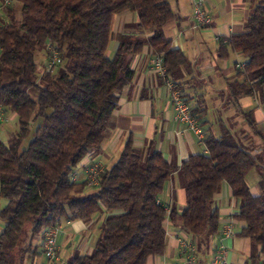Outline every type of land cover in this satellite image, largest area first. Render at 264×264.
Here are the masks:
<instances>
[{"label":"trees","instance_id":"trees-1","mask_svg":"<svg viewBox=\"0 0 264 264\" xmlns=\"http://www.w3.org/2000/svg\"><path fill=\"white\" fill-rule=\"evenodd\" d=\"M252 6L242 32L219 39L217 56L230 52L244 57L222 94L225 118L214 117L218 134L207 132L205 153L188 156L176 166L153 143L136 147L125 142L114 164L101 172L93 191L76 181L73 171L105 139L118 93L134 77L130 63L145 46L160 54L175 89L182 69L190 72L185 54L171 45L163 31L175 17L169 0H11L0 15V105L18 120L15 141L0 139V264H13L25 225L43 239L45 230L62 220L89 219L103 203L109 212L99 226L90 254L76 253L63 264H146L166 246L164 221L180 223L198 238V250L208 248L219 231L215 194L225 183L239 201L234 217L253 251L264 254V124L240 99L264 104V0ZM16 5V7L14 6ZM19 11V14H18ZM123 11L138 15L136 32L123 33L111 56L107 47L112 18ZM51 45L67 68L38 71L35 52ZM236 64V62H235ZM177 86V87H176ZM188 103L190 98L182 96ZM192 98V97H191ZM190 107L199 126L210 121L204 97ZM189 104V103H188ZM190 106V105H189ZM229 109L239 120H232ZM242 122L243 125H239ZM37 123L25 148L21 143ZM183 176L185 205L179 212L158 201L175 170ZM256 170L261 194L246 182ZM254 258V253L252 255Z\"/></svg>","mask_w":264,"mask_h":264},{"label":"crops","instance_id":"crops-1","mask_svg":"<svg viewBox=\"0 0 264 264\" xmlns=\"http://www.w3.org/2000/svg\"><path fill=\"white\" fill-rule=\"evenodd\" d=\"M169 1L175 17L164 25V35L171 41L172 47L180 49L185 54L192 68L190 72L185 69L181 70L182 74L177 80L181 86H176V90L180 95L186 96L187 99L190 98L188 100L190 107L200 102L199 95H202L207 105L208 116L210 106L207 98L218 99L215 104L224 107L221 97L227 89V81L235 74V62L242 61L238 57L241 55L234 52H230L226 60L219 59L217 56L219 39L243 31L244 23L250 12L249 2L247 0H205L204 7L212 15L213 22L209 26L197 27L192 8L195 0ZM137 20L138 15L131 11H123L113 16L110 37L112 42L110 43L109 40L107 55L113 54L123 33L127 32L124 24ZM153 56L150 47L145 46L141 54L132 58L130 65L134 70L133 80L118 93V105L113 111L101 149L98 152L89 153L78 164L77 167L82 171L80 181L85 180V169L91 163H97L104 169L111 167L128 138H131L136 147H144L153 143L169 162L178 167L191 154L206 152L203 139L207 132L216 134L213 122L208 121L206 125L200 126L203 136L200 140L197 133L189 129L186 124L174 121V111L168 101L169 91L166 82L151 69L150 61ZM230 58L232 65H229L228 59ZM219 60L222 61L220 64ZM169 80L173 83L171 78ZM205 80L207 82L221 81L222 86L218 82V85L213 84L214 86H209L207 90L202 86ZM240 103L244 108L253 107L255 119L264 124V104L250 96L242 97ZM200 106H203L201 102ZM230 110L232 109L228 112ZM12 116L16 115L12 113ZM228 116L231 117L230 114ZM4 117L0 121V128L10 118L6 112H4ZM239 125L243 123L240 122ZM77 173H73V177L78 176ZM259 180L256 170L251 171L246 177L247 185L253 195L261 194ZM158 201L167 206V212L171 207H175L179 212L183 209L185 191L183 176L179 168L165 182ZM5 203L6 200L0 199V205L3 206ZM215 206L220 215L219 231L210 238L207 250L204 248L198 250V238L186 233L180 223L173 224L167 217L164 221L165 250L161 255L150 256L146 264H191L189 262L191 256L195 260L193 264H209L211 252L222 245L227 249V259L233 264H264V254L260 253L259 248L253 251L249 239L239 235L243 223L234 217L239 209V201L231 195V190L225 183L215 194ZM73 221L62 220L61 222H65L64 226H66L64 230L72 227L77 235L82 234L85 231L84 225L79 221ZM98 223L97 219L96 224L99 227ZM228 224L233 226V233L230 236H223L221 230ZM61 229L62 226L57 236L58 249ZM81 234L79 239L83 237ZM66 240V245H68V237ZM89 245L91 246L89 238L84 237L83 241L76 244V247L84 250Z\"/></svg>","mask_w":264,"mask_h":264},{"label":"rangeland","instance_id":"rangeland-1","mask_svg":"<svg viewBox=\"0 0 264 264\" xmlns=\"http://www.w3.org/2000/svg\"><path fill=\"white\" fill-rule=\"evenodd\" d=\"M249 2V6L251 9L252 3L251 0H247ZM14 6L16 7V5L14 4ZM19 14V11H18ZM211 16V23L213 22V17ZM136 22L135 21H131L128 22L126 24H124V29L127 32H136V26H135ZM111 33H112V28H111ZM112 42V39L110 40V43ZM240 58V60H243L244 58L242 56H238ZM48 59V50H42L39 49L35 52V62L38 68V71H42L46 65V61ZM229 61V65H232L233 62L230 59H228ZM219 64L222 61H218ZM68 65V60L64 59L62 60L60 63L56 64L55 67L53 68L54 73H57L61 70H64L67 68ZM231 67V66H230ZM228 81H232V77H230L228 79ZM205 83L202 84V86H204L205 89L208 90L209 86H214L215 84L218 85V82L220 83V85L222 86V82L221 81H204ZM224 82V81H223ZM225 83V82H224ZM214 84V85H213ZM196 85V84H195ZM197 87V86H196ZM218 99H208L207 98V103L210 106V111L208 113V119L210 121L213 122L214 117H218V115H222L223 118H225L226 116L223 114L224 109L223 107L218 106L217 104H215V101ZM256 107V104L254 105ZM251 108V107H249ZM247 108V109H249ZM253 108V107H252ZM227 114V113H226ZM228 114L231 115L232 120H238L239 117L234 115V111L230 110L228 112ZM6 115L9 116L10 118L4 123L3 127L0 128V139L5 143V144H10L13 143L15 141V133L18 129V123H17V117L16 116H12V112L10 111H6ZM37 123H32L31 124V133L29 134V136L21 143L20 145V149L25 148L26 145L28 144L29 140L32 139L33 137V131L36 127ZM213 129L215 131L216 134H218L219 132V126L218 124L213 122ZM78 172V173H77ZM74 174H78L75 175L74 180L76 181H80V177H81V173L82 171H80L79 167H76L73 171ZM93 188H90L87 191H93ZM2 207V205H0V208ZM109 212L107 211L105 205L103 203H100V207L99 210L89 219H74L73 222H77L79 221V223L84 225L85 231L81 234L83 235V237L79 239V235H77V233H75V231L73 230L72 227L67 228L66 230H64V226L65 222H61V226H62V233H61V237L59 240V255L61 257L62 260H66L68 258H70L72 255L76 254V253H81V254H90L94 248V244L95 241L97 240V238L99 237V227L96 224V220L98 219L99 221V226L101 225L102 220L106 217V215ZM64 221V220H63ZM4 226V222L0 219V230L3 228ZM43 231H41L38 235L33 236L32 234V226L30 224H27L24 226L21 237L19 239L18 245L17 247L10 253V260L13 262V264H41L44 263L46 261L45 256L42 252V238L40 236V234ZM67 237L69 240V244L66 245L67 243ZM84 237L86 239L89 238L90 244L88 247H86L84 250H80V248L76 247L77 243H80L81 241H83ZM94 241V242H93Z\"/></svg>","mask_w":264,"mask_h":264},{"label":"built area","instance_id":"built-area-1","mask_svg":"<svg viewBox=\"0 0 264 264\" xmlns=\"http://www.w3.org/2000/svg\"><path fill=\"white\" fill-rule=\"evenodd\" d=\"M205 0H195L193 2V16L196 20V26H209L211 23V16L209 11L204 7ZM11 3V0H0V15L2 14L3 8ZM48 59L44 67V71L48 72L52 70L56 64L61 62L60 56L56 49L51 45L48 47ZM151 69H153L163 80H165L169 97L168 101L172 105L174 114L173 119L177 123H184L189 129L197 133L199 139H202L201 127L197 124L195 117L192 115L190 106L187 102L183 100L180 93L175 89L173 83L169 80L167 76V69L163 64V59L160 54H154L151 61ZM244 61H237L235 67L243 68ZM4 110L0 105V121L4 119ZM103 171L97 163L89 164L85 169V183L87 188H93L97 185L99 176ZM232 225H226L222 230L221 234L223 236H230L233 233ZM61 225L60 223L48 227L44 232V237L42 239V252L45 256L44 264H63L64 260L61 259L59 255V249L57 246V236L60 233ZM183 243V242H182ZM194 251V249H191ZM189 262L193 264L195 262L193 256L190 257ZM209 264H233L227 259V249L225 246H220L214 249L209 257Z\"/></svg>","mask_w":264,"mask_h":264}]
</instances>
